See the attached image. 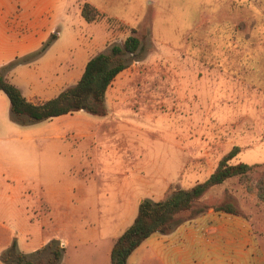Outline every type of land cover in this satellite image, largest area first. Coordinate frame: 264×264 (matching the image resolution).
Listing matches in <instances>:
<instances>
[{
    "label": "rangeland",
    "instance_id": "374dc122",
    "mask_svg": "<svg viewBox=\"0 0 264 264\" xmlns=\"http://www.w3.org/2000/svg\"><path fill=\"white\" fill-rule=\"evenodd\" d=\"M84 2L99 8L96 21L78 12ZM66 3L62 42L74 51L109 31L97 43L107 51L132 28L144 51L110 87L105 116L81 110L23 126L0 92V264L14 238L24 253L66 241L59 264H109L111 234L138 200L205 180L234 145L231 163L259 166L202 202H235L264 250V0ZM128 264L159 263L136 250Z\"/></svg>",
    "mask_w": 264,
    "mask_h": 264
},
{
    "label": "crops",
    "instance_id": "0c3cea01",
    "mask_svg": "<svg viewBox=\"0 0 264 264\" xmlns=\"http://www.w3.org/2000/svg\"><path fill=\"white\" fill-rule=\"evenodd\" d=\"M66 1L0 0V69L16 57L40 48L52 33L57 35L42 56L33 62L17 65L6 75L30 101L42 102L53 98L71 85L70 81L76 82L90 57L105 51L98 50L97 43H106L111 37L108 31L109 34L106 33L93 47L83 46L75 51L64 44L60 28L70 12ZM78 9L81 14V7ZM141 200L129 211L123 228L111 234L112 239L115 240L132 224ZM59 240L65 246L66 241ZM136 250L141 253L151 251L159 264H264V250L250 221L213 208L178 225L168 234H152Z\"/></svg>",
    "mask_w": 264,
    "mask_h": 264
},
{
    "label": "trees",
    "instance_id": "16d2710c",
    "mask_svg": "<svg viewBox=\"0 0 264 264\" xmlns=\"http://www.w3.org/2000/svg\"><path fill=\"white\" fill-rule=\"evenodd\" d=\"M81 15L89 22L96 21L101 16L99 10L89 2L82 4ZM56 37V33H52L40 48L16 57L0 69V91L9 99L12 119L20 125L34 124L81 110L98 116L107 115L106 96L109 87L117 75L129 66V61L135 56H142L144 51L141 36L132 28L122 44H113L107 51L90 57L80 78L74 84L48 100L30 101L6 75L17 65L33 62L42 56ZM239 151L240 147L234 145L223 155L205 180L198 181L189 188L175 187L158 201L143 198L132 224L115 238L109 264H128L131 254L152 234H168L178 225L196 218L211 208L248 219L233 201L213 205L202 202L203 196L212 187L234 177L245 179L256 166H259L246 162L231 163ZM258 196L264 199V178L259 180ZM63 251L61 241L53 239L27 254L18 249L17 240L14 238L2 253L1 259L5 264H59ZM43 253L46 255L41 256Z\"/></svg>",
    "mask_w": 264,
    "mask_h": 264
}]
</instances>
